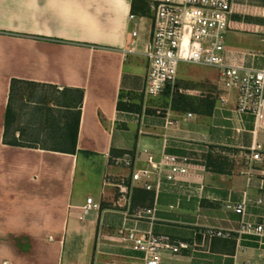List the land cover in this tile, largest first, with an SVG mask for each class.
<instances>
[{
    "label": "crops",
    "instance_id": "crops-1",
    "mask_svg": "<svg viewBox=\"0 0 264 264\" xmlns=\"http://www.w3.org/2000/svg\"><path fill=\"white\" fill-rule=\"evenodd\" d=\"M131 5L0 0V264H141L121 230L187 244L160 264H264V237L242 231L264 226V160H250L256 146L264 157V129L236 112L213 67L180 65L173 86L136 101L151 19L137 17L133 39ZM225 50L236 64L264 68V0L232 1ZM13 79L83 91L73 154L3 143ZM120 101L141 110H120ZM34 131L28 123L9 137L29 141ZM149 156L187 159V173L152 171L158 190L148 192L131 176L149 169ZM211 158L223 172L207 168ZM88 199L99 209L85 211ZM242 203L244 216L227 209Z\"/></svg>",
    "mask_w": 264,
    "mask_h": 264
},
{
    "label": "built area",
    "instance_id": "built-area-1",
    "mask_svg": "<svg viewBox=\"0 0 264 264\" xmlns=\"http://www.w3.org/2000/svg\"><path fill=\"white\" fill-rule=\"evenodd\" d=\"M233 0H152L151 30L144 56L147 60V72L141 95L144 98H156L168 87L176 83L178 68L181 64L213 67L218 70V85L223 93L236 95V112L251 114L255 117L256 127L264 129V68L253 69L231 61L226 50L225 40L229 30ZM138 18L129 16L132 24V38L138 35ZM225 103V100H221ZM192 115L188 114V118ZM172 123H169L171 125ZM259 146L250 150L251 161H262ZM187 159L167 156L155 161L147 158L149 169L133 171L132 183L143 182L148 192L158 190L149 185L153 172L161 174L163 167L169 166L172 172L187 173ZM122 164L133 167L131 159ZM153 171V172H152ZM120 192L131 196V191L120 187ZM261 204V201L258 202ZM129 202L127 203V206ZM85 211L98 210L99 205L88 199ZM227 209L244 216V203ZM152 219L153 210L145 211ZM153 220V219H152ZM244 233L264 237V226H242ZM220 235V234H219ZM121 243L144 254L141 264H160L162 255L169 252L178 254L188 246L184 243H172L169 238L155 236L151 232L137 234L134 231H120Z\"/></svg>",
    "mask_w": 264,
    "mask_h": 264
},
{
    "label": "trees",
    "instance_id": "trees-1",
    "mask_svg": "<svg viewBox=\"0 0 264 264\" xmlns=\"http://www.w3.org/2000/svg\"><path fill=\"white\" fill-rule=\"evenodd\" d=\"M150 5L151 2L148 0H132L131 14L140 18L151 19ZM24 87L33 88L34 90L37 88H50L54 90L56 94L53 98L55 106L49 107L46 104L43 110L35 108L37 109L36 112L38 113L39 119L30 122L35 131L32 133L31 140L26 141L28 142L27 145H23L21 139L15 137H11L12 139H10L9 137L11 136L12 127L16 118L14 110L15 101L21 89ZM82 102L83 91L81 90L63 89L62 91H59L52 86L16 79L11 80L8 105L6 109L3 143L8 146L28 148L40 147L42 150L73 154L76 150ZM187 102L188 101H186V103ZM34 105L35 107H38L41 104ZM118 109L127 112H139L141 110L140 106L130 103L123 104L121 101L118 104ZM21 137L22 135H20V138ZM221 167L222 163L217 162V160L212 158L207 163V168L218 173L223 172Z\"/></svg>",
    "mask_w": 264,
    "mask_h": 264
},
{
    "label": "rangeland",
    "instance_id": "rangeland-1",
    "mask_svg": "<svg viewBox=\"0 0 264 264\" xmlns=\"http://www.w3.org/2000/svg\"><path fill=\"white\" fill-rule=\"evenodd\" d=\"M149 1L151 2L152 0ZM55 95V91L50 88H37L35 90L29 87L22 88L14 105L16 118L12 127V133H15L18 130L26 129L28 127V123L32 122V120L39 119L38 113L36 112L37 109L35 108L43 110L46 104L49 107L55 106V103L53 101ZM133 98L138 102H143L145 100L143 96H133ZM150 99L153 98H147V100ZM34 104L41 105L35 107ZM26 141L28 140H22V144L27 145L28 142Z\"/></svg>",
    "mask_w": 264,
    "mask_h": 264
}]
</instances>
